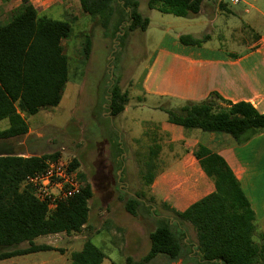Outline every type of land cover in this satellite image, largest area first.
<instances>
[{
	"label": "rangeland",
	"instance_id": "1",
	"mask_svg": "<svg viewBox=\"0 0 264 264\" xmlns=\"http://www.w3.org/2000/svg\"><path fill=\"white\" fill-rule=\"evenodd\" d=\"M146 1L137 0L138 11L149 20L144 32H128L125 26H120L115 33V20L104 29L99 17H87L74 24L71 37L63 45L69 78L60 104L29 116L27 135L0 140V156L57 153V159L66 163L76 160L78 177L91 187L87 227L78 234L45 236L37 243L51 245L58 253L67 252L70 256L71 250H76L88 239L104 253L102 264H127V259L140 262L149 251V234L161 220H170L175 224L174 231L184 234L182 257L172 261L157 255L145 264H205L199 257L192 226L177 219L171 211L181 204L199 201V194L181 203L179 196L175 197L158 185L162 179L173 177L189 182L196 180L197 175L184 170L183 164L192 159L191 152L197 148L196 137L200 131L167 125L164 111L175 109L174 103L150 96L142 100L141 94L131 93V106L126 114L111 118L107 110L108 92L114 81L122 92L128 93L131 82L145 75L144 67L157 46L176 35L207 33L211 44L238 56L258 47L264 42V21L257 17V13H264V0H240L234 6L227 0L231 5H227L213 23L202 15L183 19L161 14L149 10ZM251 20L253 22L248 25ZM155 105L164 110H152ZM157 124L163 127H155ZM6 125V121H1L0 130ZM161 128L177 135L171 140L169 134L160 132ZM116 141L121 144L119 148ZM150 150L156 152L153 187L144 186L141 177ZM131 198L139 202L134 216L124 207ZM27 246L23 243L0 248V252ZM51 256L55 255L42 252L26 260L48 261Z\"/></svg>",
	"mask_w": 264,
	"mask_h": 264
},
{
	"label": "trees",
	"instance_id": "2",
	"mask_svg": "<svg viewBox=\"0 0 264 264\" xmlns=\"http://www.w3.org/2000/svg\"><path fill=\"white\" fill-rule=\"evenodd\" d=\"M204 1L147 0L146 3L149 10L191 18L199 13ZM79 3L81 12L91 18L99 17L104 29L115 20V33L120 26H125L128 32H144L148 27L147 17L138 11L137 0H79ZM72 31L68 23L39 17L27 0H21V5L0 21V122L8 123L0 132V140L28 133L21 115L33 116L60 104L69 78L61 41L70 38ZM206 39L181 36L179 42L185 46H200ZM88 49L87 43L86 55ZM107 102L110 117H116L124 111L128 94L113 82ZM221 103L224 102L217 94L199 103L187 102L165 111L167 123L185 130L224 134L236 145L264 133V114L249 103H226L224 107ZM120 145L116 141V147ZM192 157L211 181L213 191L183 211H171L177 219L192 226L201 261L205 264H264V235H256L254 213L226 162L201 144L192 152ZM57 158V153L0 156V248L28 245L24 249L0 252V261L51 251L50 246L35 245L33 241L59 233L78 234L87 227L88 202L92 198L88 184L83 183L79 195L59 204L51 213L45 203L35 199L29 187H21L26 176L42 171L47 160ZM155 158L156 152L150 150L141 175L144 186L150 187L155 179ZM77 167V161L72 160L70 168ZM138 204L137 198L129 199L125 211L134 216ZM140 205L145 207L144 203ZM174 227L170 220H161L149 234L147 255L140 262L127 259V264H145L157 255L172 261L180 259L184 234L174 231ZM104 257L100 249L85 239L81 250L70 254V264H101Z\"/></svg>",
	"mask_w": 264,
	"mask_h": 264
},
{
	"label": "crops",
	"instance_id": "3",
	"mask_svg": "<svg viewBox=\"0 0 264 264\" xmlns=\"http://www.w3.org/2000/svg\"><path fill=\"white\" fill-rule=\"evenodd\" d=\"M27 3L37 11L39 17L68 23L72 30L77 21L89 17L81 12L79 0H27ZM20 5L21 0H0V20L5 19L12 10ZM227 5L231 4L226 2L218 4L215 0L204 1L197 15L205 16L209 19V23H213L222 14V11L226 10ZM244 15L249 17L247 12ZM257 17L264 21V13H257ZM252 22L253 20L247 24ZM181 36H191L199 40L204 37L207 39L200 46H185L179 42ZM64 41L66 40L61 41L62 48ZM207 42L209 43L205 44ZM144 70L145 75L142 79L135 83L131 82L130 91L127 93L128 103L122 113L126 114L127 108L131 106L132 93L141 94L142 100L144 96L168 100L174 103L175 109L187 102L199 103L208 99L211 94H217L224 102L220 104L223 107L226 103L244 102L249 103L258 113L264 114V42L238 56L211 44V38L207 33L205 35L201 32L176 35L175 38H168L157 46L151 58L148 59ZM152 110L163 111L164 109L155 105ZM21 116L27 123L28 117ZM165 123L170 125L167 120ZM162 125L157 124L155 127ZM7 127L8 123L0 132ZM160 130L165 135L169 134L171 140L177 135L168 129L161 128ZM196 139L197 146L200 144L205 146L226 162L254 213L256 235H264V133L254 136L242 145H236L230 137L218 133L200 132ZM183 169H188L191 175H197L196 180L193 182L183 181L184 179L181 177H173L169 180L162 179L158 183L159 187L167 190L175 197L179 196L178 199L181 200V203L191 195L199 194L200 200L213 191L211 181L204 176L193 157L183 164ZM153 185L155 183L150 187ZM190 205L181 204L180 208L175 210L183 211ZM43 237L45 236L36 238L33 243L42 245L41 242H37L41 241ZM82 245L83 242L76 250H71L69 253L80 251ZM50 247L53 250L43 251L55 255L51 256L48 261L26 260L28 256L42 253L37 252L5 259L0 261V264L71 263L67 252L61 254L55 247L51 245Z\"/></svg>",
	"mask_w": 264,
	"mask_h": 264
},
{
	"label": "built area",
	"instance_id": "4",
	"mask_svg": "<svg viewBox=\"0 0 264 264\" xmlns=\"http://www.w3.org/2000/svg\"><path fill=\"white\" fill-rule=\"evenodd\" d=\"M214 1V0H205ZM218 4L227 0H215ZM237 5L240 0H230ZM21 187H29L36 200L45 203L48 213L62 203L81 193L83 183L78 173L70 168V163L60 159L47 160L44 169L26 176Z\"/></svg>",
	"mask_w": 264,
	"mask_h": 264
},
{
	"label": "flooded vegetation",
	"instance_id": "5",
	"mask_svg": "<svg viewBox=\"0 0 264 264\" xmlns=\"http://www.w3.org/2000/svg\"><path fill=\"white\" fill-rule=\"evenodd\" d=\"M111 74H112V72H111V68H110V75H111ZM111 80H112V79H111ZM111 80H110V81H111ZM113 82H114V81H111V84H112Z\"/></svg>",
	"mask_w": 264,
	"mask_h": 264
}]
</instances>
